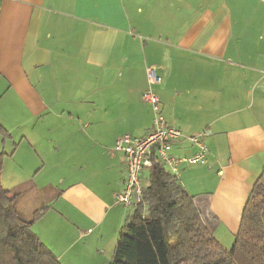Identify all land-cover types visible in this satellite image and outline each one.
I'll return each mask as SVG.
<instances>
[{"label":"crops","instance_id":"crops-1","mask_svg":"<svg viewBox=\"0 0 264 264\" xmlns=\"http://www.w3.org/2000/svg\"><path fill=\"white\" fill-rule=\"evenodd\" d=\"M149 67L167 123L208 133L207 163L179 181L214 237L234 240L264 169V0H0L2 183L57 191L33 232L62 264L112 261L134 210L116 202V143L152 129Z\"/></svg>","mask_w":264,"mask_h":264},{"label":"trees","instance_id":"trees-1","mask_svg":"<svg viewBox=\"0 0 264 264\" xmlns=\"http://www.w3.org/2000/svg\"><path fill=\"white\" fill-rule=\"evenodd\" d=\"M5 138L9 134L0 126ZM6 154H0V264H62L33 232L46 209L26 217L27 194L3 187ZM142 202L126 218L110 264H264V169L244 208L231 249L205 225L191 196L156 156Z\"/></svg>","mask_w":264,"mask_h":264},{"label":"built area","instance_id":"built-area-1","mask_svg":"<svg viewBox=\"0 0 264 264\" xmlns=\"http://www.w3.org/2000/svg\"><path fill=\"white\" fill-rule=\"evenodd\" d=\"M149 87L159 85L160 77L153 67L147 68ZM143 101L153 110L154 118L151 131L145 138H135L130 135L121 136L116 143V150L123 153L125 160V180L123 189L116 196V202L127 209L135 208L142 202L143 183L142 176L152 167V158L156 156L170 172L179 179L180 167L205 165L210 150L206 145L208 133L198 136H185L182 131L171 127L163 114L159 98L153 90H147ZM188 141L196 152L192 156L176 157L172 150L178 142Z\"/></svg>","mask_w":264,"mask_h":264},{"label":"rangeland","instance_id":"rangeland-1","mask_svg":"<svg viewBox=\"0 0 264 264\" xmlns=\"http://www.w3.org/2000/svg\"><path fill=\"white\" fill-rule=\"evenodd\" d=\"M152 87H148L147 90H152ZM147 172V171H146ZM149 175V174H148ZM7 187H5V190H10L12 187H9L11 185H13V183H5ZM39 183H22V185L18 186L15 190L20 189V188H24L27 190V194L24 196V201H25V207L23 210V214L26 217H31L34 216L36 212H40L44 209V207L46 206V204H44L43 201H45L47 198H51L54 194H57V191L55 189H53L52 187H47L45 188L42 192H39L37 189V185ZM42 184H46V183H42ZM145 185H148V178H146L145 183H143ZM8 188V189H7ZM14 189L10 192H14ZM221 232V231H220ZM218 233L215 238L218 240V242L226 249H231L233 244H234V240H232V238L229 237L228 234L222 233L224 234L223 239L221 238V233ZM227 239V240H225Z\"/></svg>","mask_w":264,"mask_h":264}]
</instances>
